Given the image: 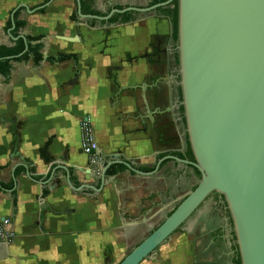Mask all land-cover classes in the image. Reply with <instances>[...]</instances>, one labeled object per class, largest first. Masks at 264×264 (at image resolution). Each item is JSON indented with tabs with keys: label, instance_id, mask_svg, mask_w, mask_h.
<instances>
[{
	"label": "crops",
	"instance_id": "obj_1",
	"mask_svg": "<svg viewBox=\"0 0 264 264\" xmlns=\"http://www.w3.org/2000/svg\"><path fill=\"white\" fill-rule=\"evenodd\" d=\"M49 1L0 0V47L16 44L9 28L16 11L26 23L18 34L42 36L44 57L39 64L13 62L9 78L0 74V221L11 220L13 235L0 241V264H119L196 175L174 160L157 169L168 156L184 160L189 147L175 5L108 24L72 19L76 0L44 7ZM86 1L98 14L89 16L104 17L159 0ZM61 55L77 60L59 62ZM83 118L99 156L82 151ZM47 143L51 161L41 155ZM103 161H126L138 172L125 166L106 174L102 189ZM118 165L124 166L110 167ZM202 215L142 264H198L195 224Z\"/></svg>",
	"mask_w": 264,
	"mask_h": 264
},
{
	"label": "water",
	"instance_id": "obj_2",
	"mask_svg": "<svg viewBox=\"0 0 264 264\" xmlns=\"http://www.w3.org/2000/svg\"><path fill=\"white\" fill-rule=\"evenodd\" d=\"M174 1L114 9L99 17L83 15L81 0H76L81 19L103 22L130 12H154ZM177 1L182 105L195 162L168 156L157 169L163 161L174 160L196 169L201 178L119 264H142L152 258L214 193L228 205L242 264H264V0ZM27 51L28 45L21 55ZM115 163L138 172L126 161H103L102 189Z\"/></svg>",
	"mask_w": 264,
	"mask_h": 264
},
{
	"label": "flooded vegetation",
	"instance_id": "obj_3",
	"mask_svg": "<svg viewBox=\"0 0 264 264\" xmlns=\"http://www.w3.org/2000/svg\"><path fill=\"white\" fill-rule=\"evenodd\" d=\"M182 111L184 112V110ZM190 152L192 154V157L190 156ZM184 160L195 162V158L193 156L192 150H190V147H188V152ZM190 167L191 166H188V169H190ZM198 172L199 171L196 170V175H198ZM209 198L188 220L190 222L192 219H194L193 222H195L197 215L200 212L201 214H203L202 217H200L195 224V231L197 232V235L201 240L200 250L202 252L199 256L198 264H242L238 239L234 231V223L228 205L225 199L220 195L219 198L215 200ZM211 200L215 202V205H210ZM206 203H209V205L205 206ZM208 207L210 208L208 209ZM216 209L222 210L223 213L214 214L213 211H215ZM188 221L175 234L181 232L183 229H188ZM207 221L210 222V225H207ZM156 253L153 256H155Z\"/></svg>",
	"mask_w": 264,
	"mask_h": 264
},
{
	"label": "trees",
	"instance_id": "obj_4",
	"mask_svg": "<svg viewBox=\"0 0 264 264\" xmlns=\"http://www.w3.org/2000/svg\"><path fill=\"white\" fill-rule=\"evenodd\" d=\"M166 1H168V0H159V1H156V4L164 3ZM86 4H87L86 0H81V9H82V13L84 15H87V16L98 15L94 11L89 10L86 7L87 6ZM173 5H175V9L172 12L173 17H174V25L178 26V13H179L178 1L175 0ZM43 11L44 10H41L40 12H43ZM119 17H120L119 15H115L107 23L108 24H114V23H116V21L118 20ZM77 18H78V14L75 13L72 16V19L77 20ZM14 24H15V28L12 30V35L14 38H18L15 46H13V47H6V46L0 47V74L4 75L7 78L10 77L13 62H28V61L32 60L35 64H39L44 59L43 54H42L43 44L41 43L43 37L42 36H39V37L28 36V37H25V39L20 38V35L18 34V30L20 28L25 27L26 23L17 21V14L15 15ZM12 26H13V23L9 22V28ZM26 45H28V51L26 53H24L23 55H21L24 52ZM49 60L51 62H55V60L52 58H50ZM69 60H77V56L76 55H61L58 59L59 62H65V61H69ZM48 146H49V143H47L45 145V147L42 149L41 155L46 161H51V158L47 152ZM189 147H190V145H189ZM190 150H191V148H190ZM190 156L192 157L191 152H190ZM3 169H4L3 167H0V172ZM122 170H125V166H122V165L113 166V167L109 168V170L107 171V175H114L115 173L122 171ZM20 171H21V168L18 170V172H20ZM29 171L32 175H34L33 168L29 167ZM198 175L201 177L199 172H198ZM15 203H16V200H15ZM172 213L173 212H171L169 215H171Z\"/></svg>",
	"mask_w": 264,
	"mask_h": 264
},
{
	"label": "built area",
	"instance_id": "obj_5",
	"mask_svg": "<svg viewBox=\"0 0 264 264\" xmlns=\"http://www.w3.org/2000/svg\"><path fill=\"white\" fill-rule=\"evenodd\" d=\"M82 129V151L89 157L95 156L93 153L97 150L98 145L95 140L94 129L88 118L81 120ZM102 161V160H100ZM102 165V164H101ZM10 219H3L0 221V241H10L13 235L7 229L10 225Z\"/></svg>",
	"mask_w": 264,
	"mask_h": 264
},
{
	"label": "rangeland",
	"instance_id": "obj_6",
	"mask_svg": "<svg viewBox=\"0 0 264 264\" xmlns=\"http://www.w3.org/2000/svg\"><path fill=\"white\" fill-rule=\"evenodd\" d=\"M188 182H187V186H186V189L184 190V191H182V192H180L179 194H177V196L179 197V199L172 205V207H171V210H170V212L167 214V215H169L171 212H173L175 209H176V207H177V205L191 192V191H193L195 188H196V186L198 185V182L200 181V176L199 175H195L194 177H191V178H189L188 180H187ZM219 198V195L218 194H213V195H211L210 196V198L209 199H212V200H215V199H218ZM209 205V203H206L205 204V206H208ZM210 207H208V209H209ZM213 213L214 214H221V213H223L222 212V210H220V209H216L215 211H213ZM226 214V213H225ZM166 219V217H164V218H162V221H160V222H158L157 223V225H156V227L155 228H158L161 224H162V222L164 221ZM194 221V219H192L189 223H191V222H193ZM207 225H210V222L209 221H207Z\"/></svg>",
	"mask_w": 264,
	"mask_h": 264
}]
</instances>
